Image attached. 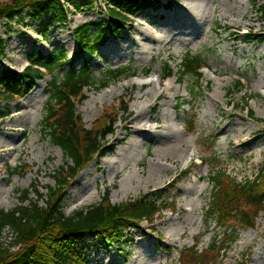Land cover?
I'll use <instances>...</instances> for the list:
<instances>
[{"label":"rangeland","instance_id":"rangeland-1","mask_svg":"<svg viewBox=\"0 0 264 264\" xmlns=\"http://www.w3.org/2000/svg\"><path fill=\"white\" fill-rule=\"evenodd\" d=\"M75 3L65 23L24 18L7 25L1 20L5 50L0 72L21 73L35 52L46 57L64 51L72 60L73 31L107 18L101 1ZM257 5H264V0ZM262 31L251 0H159L126 25L118 39L109 37L90 61L95 84L84 90L86 99L76 108L85 127L89 129L104 109L120 102L128 104L129 116L123 115L114 134L107 137L104 157L108 159L99 166L93 163L101 158L90 164L93 181L74 185L78 175L67 187L64 215L97 205L106 191L112 205L149 196L174 211L160 214L152 232L145 223L141 231H129L114 248L87 237L83 247L89 264H179L180 253L198 239L202 251L221 237L214 224L205 223L212 191L209 176L226 171L238 181L253 180L264 158V38L258 37ZM188 53L201 54L208 64L201 70L198 86L191 78L179 82L177 77L181 59ZM87 60L88 56L78 59L74 67L79 70ZM165 64L174 75L162 81ZM128 66L136 77L100 88L103 72ZM239 79L243 88L228 95ZM49 81L45 77L35 82L24 98L7 107L10 116L0 130L2 211L19 205L18 191L31 185L53 187L52 176L63 166L62 152L40 129ZM190 166V173L181 176ZM8 169L17 172L9 174ZM263 227L260 215L254 229L237 230L238 238L223 253L222 264H236L244 257L247 264H264ZM10 237L6 230L0 241L9 242Z\"/></svg>","mask_w":264,"mask_h":264},{"label":"trees","instance_id":"trees-1","mask_svg":"<svg viewBox=\"0 0 264 264\" xmlns=\"http://www.w3.org/2000/svg\"><path fill=\"white\" fill-rule=\"evenodd\" d=\"M98 1L104 3L107 18L103 22L81 25L73 31L76 52L72 60L68 61L64 51L53 52L46 57L35 52L28 57L29 66L21 73L8 69L0 72V130L10 116L7 110L9 104L24 98L34 88L35 82L50 78L44 104L45 117L40 129L64 158L63 166L52 176L53 187L31 185L28 190L18 191L20 198L17 207L9 211L0 210V235L7 230L11 236L9 242L0 241V264H89L83 247L87 237L101 241L105 247L114 248L124 241L129 231H141V225L145 223L152 232V224L160 214L167 210L174 211V208L150 200L149 196L112 205L106 191L97 205L70 216L63 213V201L69 184L96 158L108 153L107 137L114 134V126L119 119H124L123 115L129 116L128 104L120 102L104 109L89 129L85 127L76 108L86 99L84 90L95 84L90 61L98 56L99 49L109 37L118 39L126 25H131L133 19L159 3V0ZM258 1L251 0V4L262 24L263 31L258 37L264 38V5L258 6ZM70 7H77L75 0H9L0 2V21L4 20L10 25L27 18L31 22L50 19L65 23L71 12ZM4 50L5 42L0 39V58ZM85 56L89 60L84 61L77 70L74 63ZM207 67L201 54L188 53L179 64L178 80L181 82L184 78H191L198 86L202 78L201 70ZM135 72L131 66L107 70L102 73L99 86L102 89L110 83L135 77ZM163 72V81L174 75L167 64ZM148 74L149 70L144 71V75ZM242 88V80L239 79L232 89L227 90V94L233 95ZM247 116L255 121L252 112L247 111ZM191 167L180 175H188ZM8 172L14 174L17 169H8ZM208 185L212 191L205 210V223L214 224L221 237L216 236L202 251L198 249V239L191 248L180 253L179 264H222L223 253L238 238L237 230L254 229L260 215L264 221V158L253 180L238 181L226 171H213ZM31 195L34 199H31ZM236 264H247L246 257Z\"/></svg>","mask_w":264,"mask_h":264},{"label":"bare ground","instance_id":"bare-ground-1","mask_svg":"<svg viewBox=\"0 0 264 264\" xmlns=\"http://www.w3.org/2000/svg\"><path fill=\"white\" fill-rule=\"evenodd\" d=\"M124 86H125V83H123V84L120 85L121 88H123ZM168 147H169V146H168ZM13 150H15V149H13ZM168 150L170 151V153H175V152H174V147H173V146H170V147L168 148ZM190 157H191V154L189 155V158H190ZM107 159H108V157L101 158L99 161H95V162L93 163V165H95V166H99L98 163H99L100 161H102V162L104 161V162H105V160H107ZM91 167H92V165L88 166L87 168H85V169L79 174V176L77 177V179H76L74 185H76L77 183L86 184V183H89L90 181H93L94 178H93V171H92ZM95 197L97 198V200L99 199V196H98L97 194L95 195ZM92 198H93V196H92ZM91 201H92V203L94 202L93 199H91Z\"/></svg>","mask_w":264,"mask_h":264}]
</instances>
